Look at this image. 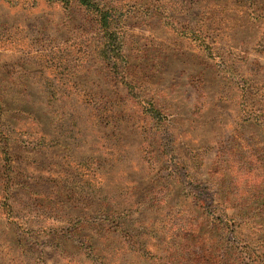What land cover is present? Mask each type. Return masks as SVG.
Listing matches in <instances>:
<instances>
[{
    "label": "rangeland",
    "instance_id": "1",
    "mask_svg": "<svg viewBox=\"0 0 264 264\" xmlns=\"http://www.w3.org/2000/svg\"><path fill=\"white\" fill-rule=\"evenodd\" d=\"M96 1L0 0V264L264 252V0Z\"/></svg>",
    "mask_w": 264,
    "mask_h": 264
},
{
    "label": "trees",
    "instance_id": "2",
    "mask_svg": "<svg viewBox=\"0 0 264 264\" xmlns=\"http://www.w3.org/2000/svg\"><path fill=\"white\" fill-rule=\"evenodd\" d=\"M46 1H53V2H59L68 4L72 1H76L78 5L82 8H84L87 11H92L97 20V24L99 26V29L103 32L104 37L107 41V44L104 48V54H108L110 58L111 53L120 52L122 47V42L116 43L119 39L118 33L115 26H118L119 24V17L116 14L115 10L107 9L103 6H101L96 0H46ZM151 114L154 115L158 114L159 112L152 108L150 111ZM246 215V213L242 211H238L236 214H232L231 216H227L223 212V217L230 218L231 222L238 221L237 219H242L243 216ZM242 217V218H241ZM254 213L252 216L249 217L248 220H246L247 223H251L254 225L260 226L259 229L264 228V221L257 222L255 219H253ZM244 219V218H243ZM245 222V221H244ZM245 222V223H246ZM237 225L232 224V239H231V246L225 247L222 250L224 251V254H220L218 257L217 264H264V252L263 248L260 245H254L251 242L245 241L239 239V235L237 232V229L235 230V227ZM238 227H242V224H239ZM237 227V228H238ZM219 230L222 232L225 231V227L222 226V223L220 224ZM237 234V236H236ZM259 246V248H256ZM230 250L231 255L226 250Z\"/></svg>",
    "mask_w": 264,
    "mask_h": 264
}]
</instances>
